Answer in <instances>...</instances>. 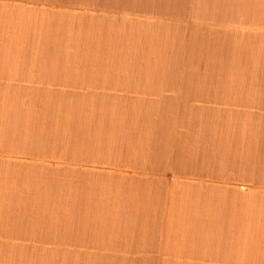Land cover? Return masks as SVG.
<instances>
[{"label":"crops","instance_id":"crops-1","mask_svg":"<svg viewBox=\"0 0 264 264\" xmlns=\"http://www.w3.org/2000/svg\"><path fill=\"white\" fill-rule=\"evenodd\" d=\"M0 264H264V0H0Z\"/></svg>","mask_w":264,"mask_h":264}]
</instances>
